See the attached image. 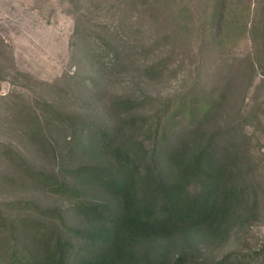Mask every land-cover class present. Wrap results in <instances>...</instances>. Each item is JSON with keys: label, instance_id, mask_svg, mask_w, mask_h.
I'll return each mask as SVG.
<instances>
[{"label": "rangeland", "instance_id": "obj_1", "mask_svg": "<svg viewBox=\"0 0 264 264\" xmlns=\"http://www.w3.org/2000/svg\"><path fill=\"white\" fill-rule=\"evenodd\" d=\"M201 132L236 152L250 190L245 217L196 256L264 264V0H0V264L33 223L72 243L68 264L94 253L83 230L103 220L52 181L115 213L105 139L142 141L168 179L164 152Z\"/></svg>", "mask_w": 264, "mask_h": 264}, {"label": "trees", "instance_id": "obj_2", "mask_svg": "<svg viewBox=\"0 0 264 264\" xmlns=\"http://www.w3.org/2000/svg\"><path fill=\"white\" fill-rule=\"evenodd\" d=\"M222 10L214 15L220 17ZM136 119L127 122L135 126ZM217 142L215 136L205 139L201 132L164 152L172 165L166 179L156 164V151L149 153L142 141L105 139L117 162V171L109 176L113 193L119 197L118 210L107 218L101 205L80 199V188L55 178L54 189L76 198L80 213L105 220L95 229L83 230L97 247L80 264H223L224 259L214 263L199 259L194 246L220 240L234 222L245 217L250 183L242 182L236 152L220 148ZM194 178L200 181L191 188ZM0 220L8 222L1 215ZM33 224L37 227L29 229L31 243L14 249L6 264H68L72 243L54 229ZM73 231L82 234V229Z\"/></svg>", "mask_w": 264, "mask_h": 264}]
</instances>
